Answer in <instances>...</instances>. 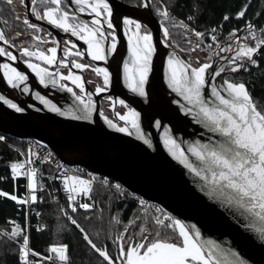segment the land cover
Segmentation results:
<instances>
[{
	"label": "snow or ice",
	"instance_id": "1",
	"mask_svg": "<svg viewBox=\"0 0 264 264\" xmlns=\"http://www.w3.org/2000/svg\"><path fill=\"white\" fill-rule=\"evenodd\" d=\"M11 7L13 0H4ZM76 8L74 12L67 10V4L64 0H45V10L41 14L35 7L37 0H31L33 7L31 14L36 20H44L49 25L61 30L63 33L70 34L82 41L86 45V52H81L76 43L66 40V47L63 49L64 57L58 60L57 46L47 48L46 52L39 50L35 45V51L28 47L20 48L21 57H26L23 62L27 69L31 71L38 79L40 85L47 87L49 84L53 88L57 86L66 89L71 93L79 106L68 111H62L46 99L39 92L35 93V99L39 100L48 111L61 117H69L73 120H91L95 111V104L92 100V92L85 96V82L81 75L68 71L65 76L60 69L72 68L83 71L91 68L99 77H102L103 86L97 85L95 93L99 94L107 91L112 82V76L107 67H99L92 63H80L76 58L87 56L91 62L104 61L117 52L118 29L123 30L127 42V58L123 61V81L126 88L138 97L147 96L146 86L149 84L150 73L153 70V58L156 48L154 46L153 33L140 21L128 16H124L121 24L114 21V9L109 0H71ZM24 5L25 0H20ZM143 7L148 4L144 3ZM249 5L245 4L235 13L236 19L246 16ZM162 20H168L170 14L167 8L157 9ZM76 13H87L91 20H81ZM19 20V17H16ZM194 17L189 16L188 20ZM229 15L223 16V21H229ZM23 25L33 33H38L41 29L37 24L31 23L27 16L22 20ZM106 26V27H105ZM179 26L185 29L186 33L194 34L197 38L195 47L188 49L195 51L205 42V33L191 28L183 21ZM163 31V42L168 43L170 32L164 23H161ZM240 31L246 32L245 37L238 36ZM260 34L257 35L256 27L251 21H246V27L243 30L232 29L229 39L236 41V47L220 48V51L234 52L233 56L227 59V65L214 66L211 62V56L208 60L193 66L190 62H185L176 53H169L167 64L164 71V79L167 87L178 97H181L184 103H178L180 111L185 115H190L192 119L205 127L208 131L217 134L220 137L215 143L201 144L196 142L189 146V151L200 161L201 167L196 168L189 162L180 145L172 138L167 127L164 128V134L161 136L164 148L169 155L186 169L194 172L200 177L213 192H227L230 201H234L240 208L260 225H264V110L258 108L247 85L242 81L223 78V73H236L240 69L247 70L248 65H258L256 59L257 53L264 54V27L260 28ZM217 29L212 28L208 37L212 42L217 41ZM21 33H17L19 36ZM49 36L51 33L48 34ZM250 38L254 45L248 43H239L241 39ZM34 41H41L39 35H33ZM0 42L11 46L12 42L8 39L5 32L0 30ZM52 44L57 41L52 39ZM192 42L189 41V44ZM219 48V45L217 44ZM184 50V49H182ZM0 57H6L9 61H16L17 57L5 47H0ZM33 59L43 63L32 62ZM56 65V71H50L49 68ZM0 72L3 80L12 89H20L28 93L29 77L23 71L17 69L11 63H0ZM217 77H221L220 83H215ZM71 81V84L79 89L77 95L72 87H68L60 81ZM210 85L211 99L205 98L206 86ZM112 100L111 96L106 97ZM121 106L127 108V111L121 115L116 113L123 126L114 123L104 115L101 110L99 115L104 119V123L111 129L119 133L134 135L137 139L143 141L145 145L151 147V140L144 134L140 126L141 114L134 108L125 103V100L116 101ZM0 103L7 108L20 113L24 109L18 106L13 100L0 94ZM157 128L161 127L159 120L155 122ZM5 137L0 135V141ZM24 160L10 163V174L14 182L18 178L26 179V188L28 195L18 197L6 191L0 190V197H7L16 202L17 205L30 206L38 201L37 189H43V184H38L36 164V153L30 149L25 155ZM49 157L40 160L44 163ZM59 168L60 165H57ZM62 183V189L67 197V206L61 207L60 212L65 220L74 226L81 234L83 242L96 254L102 258V264H248V261L242 257V253L237 250H231L232 259L228 258L223 250L208 242L205 244L201 240V232L195 224L186 225L180 219L167 213L156 216L151 223L156 231L153 234L149 229V220L142 218L134 213L127 223L123 224V230L117 231L115 235L108 236L112 245L116 249V255L110 254L107 246H98L89 232L77 219L79 210H83L84 219H91L92 214L97 215V219H102L103 209L93 199V181L82 178L79 175H69L61 173L54 177ZM108 183L107 180L104 181ZM116 198L124 195L119 184L115 185ZM87 201V202H86ZM141 208L146 201L139 199ZM111 204V198L109 199ZM69 209L71 210L69 212ZM124 209H118L116 214L110 216V224L119 226L122 224V212ZM160 212V209H156ZM29 212H25L26 226L13 223L9 232L4 233L7 240L18 244L19 264H71L68 254L69 246L65 243L50 244L47 249V255L36 251L30 247V235L27 231V217ZM39 216V213L36 214ZM138 221H142L138 223ZM46 226L40 225L36 230L42 231ZM246 229L250 225H244ZM59 230L67 228V224H60ZM130 228H137V238L129 233ZM162 230H171L165 237H162ZM259 233V242L264 245V226L255 229ZM149 235L153 238L149 240ZM173 236L175 242L173 241ZM31 257V258H30Z\"/></svg>",
	"mask_w": 264,
	"mask_h": 264
},
{
	"label": "water",
	"instance_id": "2",
	"mask_svg": "<svg viewBox=\"0 0 264 264\" xmlns=\"http://www.w3.org/2000/svg\"><path fill=\"white\" fill-rule=\"evenodd\" d=\"M144 3L148 6L138 13L129 8L131 10L128 14L140 18L154 37L156 52L149 84L146 86L147 96L138 97L124 85L123 61L128 55L125 39L118 38L117 52L109 56L106 62H96V66L107 67L111 73L112 82L106 95L113 98L114 107L121 106L116 101L123 99L141 114L140 126L151 140V147L134 135L109 128L99 115V104L95 105L91 120H73L48 111L35 99V93L44 95L62 111L74 109L79 106V102L66 89L58 86L53 88L51 84L47 87L40 85L35 75L23 63L13 66L29 77L28 93L22 92L23 85L20 89H12L3 80L0 72V94L24 109L17 113L0 103V135L17 140L32 139L54 152L63 164L78 165L89 172L109 178L138 197L159 206L186 225L195 224L201 232L202 242H212L219 246L228 254L229 259H232L230 251L237 250L248 264H264V245L260 244L259 233L255 231L264 225H260L234 201H230L227 192H213L200 177L174 160L164 148L161 136L167 127L189 162L200 168V161L189 151V146L196 142L215 143L220 137L196 123L190 115H185L180 111L179 104L173 102L184 103L181 97L167 87L164 71L168 54H180L163 42L161 21L151 12L147 0ZM243 29L245 27L241 30ZM244 33L240 31L237 35L242 37ZM229 44L228 39L219 43V48L216 44L209 62L214 66H226L227 59L235 53L220 51V48H228ZM4 62L0 57V63ZM253 67L255 65H248L247 70L223 73L222 77H237L241 73H249ZM220 81L221 77H217L214 82ZM204 95L206 99H211L210 85L206 86ZM125 109L127 111L126 107ZM108 118L119 126L124 124L116 114L113 118ZM157 120L161 123L160 128L155 126ZM244 225H250V228L246 229Z\"/></svg>",
	"mask_w": 264,
	"mask_h": 264
},
{
	"label": "trees",
	"instance_id": "3",
	"mask_svg": "<svg viewBox=\"0 0 264 264\" xmlns=\"http://www.w3.org/2000/svg\"><path fill=\"white\" fill-rule=\"evenodd\" d=\"M154 9L167 8L172 19L177 22L183 21L185 24L192 25L198 31L208 33L212 28L217 29V38L219 42H225L232 29H242L246 27V21H251L260 34V28L264 27V0H152ZM245 4H248L246 16L236 19L235 13ZM229 15V21H223V16ZM160 16V15H159ZM194 17L189 21L188 17ZM161 17V16H160ZM168 20L169 32L172 34V40L176 44L184 46L185 41H176L180 36L179 28L171 25ZM246 35V32L243 36ZM258 65L251 68L249 73H241L237 77H228L236 81L244 82L256 101L258 108L264 110V54L257 57ZM22 143L16 139L5 137V142L0 141V190L18 197H23L25 193V179L18 178L14 182L10 174V163L22 161L21 156L15 150L8 147L7 142ZM93 199L103 209L102 219H97L94 213L91 219L85 220L83 211L79 212L77 219L89 232L90 236L98 246H107L108 251L113 257L116 255V249L112 245L108 236L115 235L117 231L123 230V224L127 223L134 213L142 218L149 220V229L154 234L156 229L151 223V219L142 213L137 205L132 201H121L116 195L110 193L102 187L93 186L91 193ZM111 198V204L109 199ZM67 206V200H59L56 203L38 202L30 210L31 222V245L39 252H46L47 247L53 243H65L69 246L70 261L74 264H102V258L98 257L82 240L78 230L71 226L60 212L61 207ZM118 209H124L122 212V224L113 226L110 224V216L116 214ZM25 208L17 205L7 197H0V229L8 231L12 228L11 219L17 220L25 226ZM70 212V209H69ZM39 213V216L36 214ZM142 221H138L140 223ZM43 224L46 227L39 233L35 232L36 224ZM60 224H67V228L59 230ZM171 230H162L161 235L165 237ZM131 235L138 233L137 228H130ZM137 238V237H136ZM153 238L149 235V240ZM175 238L173 236V241ZM0 264H19L18 246L5 238L0 239ZM106 264V262H104Z\"/></svg>",
	"mask_w": 264,
	"mask_h": 264
},
{
	"label": "flooded vegetation",
	"instance_id": "4",
	"mask_svg": "<svg viewBox=\"0 0 264 264\" xmlns=\"http://www.w3.org/2000/svg\"><path fill=\"white\" fill-rule=\"evenodd\" d=\"M64 2L67 4V10L71 12H74L76 6L71 2V0H64ZM112 2L114 4H112ZM118 4H116V3ZM150 6L151 12L154 14V16L161 21V23H164L165 26L168 27V20H162V18L159 16L157 12V8L154 9L153 7V2L152 0H147ZM109 3L114 9V21L117 24L122 23V19L124 16H128L130 18L137 19L140 21L143 25H146L140 18L133 17L130 14H128V11L132 9L133 12H137L142 10L144 0H109ZM33 7L31 0H25L24 5H21L20 0H13V5L9 7L4 0H0V30H3L8 37V39L12 42L11 46L9 45H4L3 42H0V47H5L7 48L8 51H11L14 56L17 57L16 61H9L6 57H1L5 62L4 63H11L16 64L18 63L19 65L21 63L24 64V60L27 59L26 57H21L20 53V48L22 47H28L30 50H37L35 45L39 46V50H43L46 52L47 48L52 47V46H57V57L58 60L64 57L63 49L66 47L65 41L70 40L74 43H76L77 48L81 52H86V45L83 44L82 41H79L76 37L70 36V34L63 33L61 30L56 29L55 27L49 25L46 21L44 20H36L35 17L31 14V8ZM37 10L42 14L43 11L45 10V0H37V3L35 5ZM131 8V9H129ZM76 15L84 21H89L91 20V16H89L87 13H76ZM27 16L29 21L31 23L37 24L38 28L41 29L38 33H33L32 30L27 29L25 25H23L22 20L23 18ZM16 17H19L20 19L17 20ZM147 26V25H146ZM106 27V26H105ZM147 28L150 30V28L147 26ZM169 29V28H168ZM151 31V30H150ZM21 33L19 36H17V33ZM51 33L49 36L48 34ZM33 35H39L42 40L41 41H34L32 39ZM230 36V35H229ZM229 36H227L226 40L228 39L231 45H236V41L234 43H231V39H229ZM244 37V36H242ZM118 38L125 39L122 26L121 28L118 29V34H117V40ZM161 38L163 39V31L161 30ZM52 39H55L57 41L56 45L52 44ZM126 40V39H125ZM225 40V42H226ZM170 36L168 39V45L171 46L177 53L180 54V56L186 61L190 62L189 60H186L185 56L181 54L175 47L171 44ZM224 43V42H223ZM239 43H242V39L239 41ZM260 55V54H259ZM258 55V56H259ZM257 56V57H258ZM256 57V59H257ZM77 62L80 63H92L96 65V62H91L90 58L87 56L84 57H79L76 58ZM34 63H40L41 66H46L43 65L42 62L37 61L33 59ZM191 63V62H190ZM195 66V65H193ZM50 71H56V65H53L49 68ZM71 70L74 73H77L81 75L82 80L85 82V96L87 95L88 92H92V100L93 103L99 104L100 106V111L102 110L104 112V115L113 118L114 114L119 113L123 115L126 112L125 107L123 106H117L116 108L114 107L113 104V99L110 101L106 99L108 95H106V91L96 94L95 93V88L97 85L103 86V80L102 77L97 76L91 68L85 69L83 71L72 69V68H62L60 71L62 72L63 75H67L68 71ZM60 83L66 84L68 87H72L73 91L79 95V89L76 88L74 85L71 84V81H60Z\"/></svg>",
	"mask_w": 264,
	"mask_h": 264
},
{
	"label": "built area",
	"instance_id": "5",
	"mask_svg": "<svg viewBox=\"0 0 264 264\" xmlns=\"http://www.w3.org/2000/svg\"><path fill=\"white\" fill-rule=\"evenodd\" d=\"M18 141H21L22 143L20 144V143L10 141V142H7V145H8V147H11V149H13L17 153H19L22 160H24L25 156H22L21 153H24L25 155H27L29 149L32 152L37 154L36 155V164H35V166L38 168L37 181H38V184H43L44 187L42 190H40L39 188L37 189L36 194L38 196V201L35 204H37L38 202H44V201L48 202L49 204H52V203H56L59 200H62V201L67 200L66 194L64 193V191L62 189L61 180L53 179L54 177L61 175V173H66L69 175H79L82 178L91 179L93 181V186L105 188L110 193L117 195L116 189H115V185L118 184L117 182H115L109 178H106V177L97 175L95 173L89 172L88 170H86L85 168H83L81 166H78V165L68 166V165L63 164L58 159V157L55 155L54 152L43 147L42 145L38 144L36 141H34L32 139L18 140ZM1 142H5V140L1 141ZM45 157H49V159L46 160L44 163H40V160L45 158ZM57 165H60V167L58 168ZM21 178H23V177H21ZM23 179H25V178H23ZM105 180L108 181L107 184L104 183ZM121 190L123 191L124 195L122 197H120L119 199L121 201H132V202H134L137 205V207L140 209V213L149 217L151 220L153 218H155L156 216H161V218H163L161 214L166 213L159 206L154 205L153 203L149 202V200L147 201L143 198L138 197L137 195H135V194L131 193L130 191H128L127 189H125L123 186H121ZM27 195H28V190L26 188V179H25V193H24L23 197H25ZM139 199H143L146 201L143 208H141L139 205V202H138ZM35 204H32L30 206H21V205L20 206L24 207L25 211L29 212V214H28V216H29L30 210H31L32 206ZM157 208L160 209V212L156 211ZM81 211H83V210H79V212H81ZM13 221L15 223L21 225V223L19 221L11 219L10 223H11L12 227H13V223H12ZM27 225H28L27 231L30 235V232H31L30 217H27ZM40 225H43V224L38 223L34 226L35 232H37L36 229ZM25 226H26V220H25ZM21 227L24 228L23 225H21ZM6 232H8V231L0 229V239H3V238L7 239L4 235V233H6ZM37 233H39V232H37ZM13 243H15V242H13ZM15 245L18 246L17 243H15ZM30 247L33 248L31 245V237H30ZM43 254L47 255V252H44ZM68 254H69V251H68ZM18 257H19V254H18ZM44 264H48V262L45 261ZM71 264H74V263L71 262Z\"/></svg>",
	"mask_w": 264,
	"mask_h": 264
},
{
	"label": "rangeland",
	"instance_id": "6",
	"mask_svg": "<svg viewBox=\"0 0 264 264\" xmlns=\"http://www.w3.org/2000/svg\"><path fill=\"white\" fill-rule=\"evenodd\" d=\"M170 22V28L171 25H176L179 28V35L176 37V41H185L184 46L182 47L181 44H176L173 40H172V34L170 33V40H171V44L175 47V49H177V51H179L181 54H183L186 58V60H189L193 65H196L197 62L199 63H203L205 61L208 60L209 56H211V52L215 49L216 44L219 43H223V42H219L218 38L216 42H212L210 40V38L208 37V33H205V42L204 44L201 45L200 48H197L195 51H190L188 49H191L192 47H195V44L198 42L197 38L194 36V34H190V33H186L185 29L181 26H179V22H177L176 20L172 19L171 16L168 19ZM191 28H194V26L189 25ZM195 29V28H194ZM196 30V29H195ZM198 31V30H197ZM246 36V35H245ZM244 36V37H245ZM189 41H191L192 43L189 44ZM242 43H248L250 45H254V41H252L250 38L248 39H242ZM184 49V50H182ZM133 238H136L137 235L133 234L132 235Z\"/></svg>",
	"mask_w": 264,
	"mask_h": 264
}]
</instances>
